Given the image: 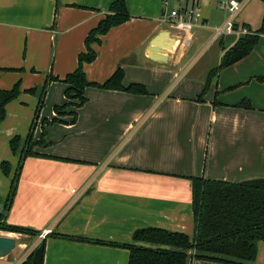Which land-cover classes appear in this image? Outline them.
<instances>
[{
  "label": "crops",
  "instance_id": "crops-1",
  "mask_svg": "<svg viewBox=\"0 0 264 264\" xmlns=\"http://www.w3.org/2000/svg\"><path fill=\"white\" fill-rule=\"evenodd\" d=\"M124 1L129 20L91 45L96 58L83 71L89 82L102 84L121 69L122 86L140 84L147 94L87 87L86 102L60 115L54 108L69 102L67 86L49 84L32 140L40 138L44 120L57 121L46 125V146L34 148L39 156L25 159L5 222L50 233L0 232L15 240L0 264H21L42 240V264H127L125 248L52 234L118 244L132 243L133 232L148 227L191 236L190 177L232 183L264 178V31L248 56L207 86L213 68H196L216 43L201 37L207 8L219 11L216 2L198 0L205 27L181 35L162 23V0ZM253 1L262 19L264 0L246 6ZM112 2L0 0V90L16 83L20 90L0 123V165L9 164L7 175L0 169V201L19 162L9 141L27 137L38 102L27 91L77 68L85 38ZM241 27L254 33L260 26ZM232 45L219 42V60ZM243 100L250 109L236 106ZM188 264L218 263L189 258ZM254 264H264L262 242Z\"/></svg>",
  "mask_w": 264,
  "mask_h": 264
},
{
  "label": "trees",
  "instance_id": "trees-1",
  "mask_svg": "<svg viewBox=\"0 0 264 264\" xmlns=\"http://www.w3.org/2000/svg\"><path fill=\"white\" fill-rule=\"evenodd\" d=\"M129 18L125 1L113 0L109 7V13L85 38L86 52L78 56L77 68L61 80L50 75L41 88H32L27 91L28 94L35 95L38 102L27 137L22 139L16 136L9 141V148L13 155L18 154L19 162L11 179L8 195L1 206V233L23 234L31 237L40 235L38 231L30 228L7 224L5 217L15 195L20 171L25 159L39 156V154L33 152L35 146H46L44 141L45 131L42 132L37 141L32 140V132L39 118V113L43 108L44 98L51 82H62L67 86L64 92L65 97L67 99L71 98V96L77 98L78 104H76V108H80L86 102L83 92L87 87L122 91L133 95L147 94L145 87L140 84L122 86L123 72L121 69H117L102 84L89 82L83 71V65L93 62L96 58L91 45L99 43L101 36H104L111 28L126 22ZM263 31L264 11L259 29L250 35L239 38L223 54L218 66L208 72L207 86L210 80L220 71L248 56L256 45L259 34ZM19 94L18 83L10 90H0V123L5 118L6 105L17 99ZM66 105L56 106L54 111L59 113V110ZM236 106L244 109L251 108L250 102L246 100L241 101ZM72 116V122H74L76 113L73 112ZM44 121L45 124L52 125L57 120ZM0 169L4 175H7L9 164L2 162ZM189 180L191 182V210L195 221L193 238H189L184 233L153 227L135 230L132 234V243L130 244L103 242L56 234H52V236L125 248L129 252L127 264H188L189 258L191 260L218 264H254L257 245L259 242L264 244V178L250 179L237 183L205 180L200 177H190ZM40 245L43 246L44 250V240H42ZM32 255L33 253L21 264H32Z\"/></svg>",
  "mask_w": 264,
  "mask_h": 264
},
{
  "label": "built area",
  "instance_id": "built-area-1",
  "mask_svg": "<svg viewBox=\"0 0 264 264\" xmlns=\"http://www.w3.org/2000/svg\"><path fill=\"white\" fill-rule=\"evenodd\" d=\"M248 2L249 0H217V9L226 17L220 26L212 28L210 43L219 41L220 37L233 36L234 44L239 38L251 34L247 28L238 27L234 23ZM161 5L162 23L181 35H189L196 27H205L198 0H162ZM186 43H189V40ZM49 233L44 231L40 238H44Z\"/></svg>",
  "mask_w": 264,
  "mask_h": 264
},
{
  "label": "rangeland",
  "instance_id": "rangeland-1",
  "mask_svg": "<svg viewBox=\"0 0 264 264\" xmlns=\"http://www.w3.org/2000/svg\"><path fill=\"white\" fill-rule=\"evenodd\" d=\"M207 1H214L217 2V0H207ZM216 4V3H215ZM175 7V6H174ZM199 11L202 16V9L199 8ZM207 31L202 32L201 37L202 38H209L212 32V28H216L221 25L224 19V15L219 11H216L215 7L212 8H207ZM203 18V16H202ZM235 25L238 27H241L242 23H247L249 24L250 28L254 30L255 28H258L261 24V16L260 13H257V9L255 7V1L250 3L248 6L245 7V9L242 11V13L235 19ZM223 42V44L226 46H229L232 42L235 41V38L233 36H225V37H220L219 41H217L212 47L207 48V55L202 59V61L199 62L200 65L196 68V71L202 72L203 69L207 66V72L208 70L212 68H216L219 64V52H220V47H219V42ZM76 104H78V99L75 98L74 96H71L69 98V102L67 105L63 108L60 109L59 113L61 114H66L68 112H65L66 109L74 107ZM34 118V117H33ZM46 125L45 124L44 129L42 130L40 127V132L42 134L43 131H45ZM33 133V132H32ZM40 137V134L38 135ZM23 146V145H21ZM35 147H40V146H35ZM34 147V148H35ZM33 148V150H34ZM18 156V154H16ZM15 155V156H16ZM4 204V201H0V211L2 210L1 206ZM194 228V227H193ZM6 233V232H5ZM187 235V234H186ZM189 238H193L194 235L192 234L191 236L187 235Z\"/></svg>",
  "mask_w": 264,
  "mask_h": 264
},
{
  "label": "water",
  "instance_id": "water-1",
  "mask_svg": "<svg viewBox=\"0 0 264 264\" xmlns=\"http://www.w3.org/2000/svg\"><path fill=\"white\" fill-rule=\"evenodd\" d=\"M15 249V240L6 235H0V259L7 257ZM43 246L39 245L32 255V264H42Z\"/></svg>",
  "mask_w": 264,
  "mask_h": 264
}]
</instances>
